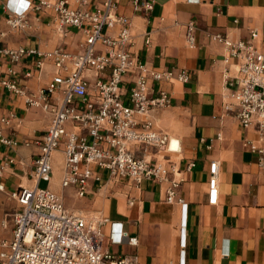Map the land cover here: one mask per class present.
Returning a JSON list of instances; mask_svg holds the SVG:
<instances>
[{"label": "crops", "instance_id": "1", "mask_svg": "<svg viewBox=\"0 0 264 264\" xmlns=\"http://www.w3.org/2000/svg\"><path fill=\"white\" fill-rule=\"evenodd\" d=\"M102 1L87 0L83 8H100ZM6 2L0 0V48L82 51L83 30H60L52 9H29L26 25L15 28L8 22ZM70 2L73 8L78 6L74 0ZM33 3L38 5L39 0ZM114 4L116 14L130 20V52L148 66L191 73L188 82L162 84L173 103L149 114L154 129L178 140V151L153 154L152 159L177 164L176 176L182 180L177 195L184 204L166 201V182L145 181L135 187L124 180H108L107 170L100 172L101 183L91 181L89 193L79 197L75 188L61 186L62 146L53 154V175L45 187L57 193L67 209L106 220L102 234L94 240L99 249L126 258L128 264H264V168L245 144L259 135L255 127L241 128L236 112L226 108V81L237 76V67L225 62V46L208 37V33H222L233 40H248L255 31L254 45L264 53V0H155L147 13L136 10L132 0H114ZM191 20L197 27L194 48L185 41L186 24ZM108 33L114 36L117 28ZM148 36L150 43L146 44ZM37 59L32 54L11 62L0 54V117L13 115L4 135L17 141L13 147L0 143V183L4 186L0 191L1 238L11 236L8 216L19 207L13 194L35 184L32 173L39 152L37 142L51 122L50 114L29 106L1 81L12 69L26 91L38 94L56 71L49 60L37 69ZM28 72L31 76H26ZM132 80L125 77V92ZM67 127L85 133L70 123ZM131 149L143 156L140 146ZM213 160L219 162L215 204L209 202L208 195ZM130 238H137V245H131Z\"/></svg>", "mask_w": 264, "mask_h": 264}, {"label": "built area", "instance_id": "2", "mask_svg": "<svg viewBox=\"0 0 264 264\" xmlns=\"http://www.w3.org/2000/svg\"><path fill=\"white\" fill-rule=\"evenodd\" d=\"M74 2L76 8L70 0H39L38 5L28 0L29 7L20 14L7 7L8 0L5 4L8 22L15 28L26 25L24 17L29 9L45 7L55 12L60 30L81 29L85 37L78 54L62 47L46 52L24 47L0 48V54L11 62L34 54L38 57L37 69L41 70L45 60H49L56 71L38 94L26 91L13 77L12 69L1 81L29 106L50 114L51 122L37 142L34 186L21 187L13 194L19 207L8 216L11 236L0 237V264H128L126 258L98 248L94 236L102 234L106 220L87 218L67 209L57 193L40 186L41 181H51L53 154L61 146L64 156L61 186L75 188L79 197L89 193L91 181L101 183L100 172L107 170L108 180H124L135 187L145 181L166 182V201L184 204L177 195L182 181L176 176L177 164L152 159L153 154L178 151L179 145L172 148L170 136L153 128L149 114L173 103L162 84L173 80L188 82L191 73L148 66L130 52L131 23L126 16L116 14L114 0H103L102 7L94 10L83 8L87 0ZM132 3L136 10L147 13L153 9L155 0H132ZM115 28L114 36L108 33ZM196 30L193 20L186 24L185 41L190 48L196 46ZM208 37L225 46V62H234L237 67V76L226 81L225 106L236 112L241 128H256L258 139L245 144L264 168V53L254 45L257 32H252L248 40H233L222 33H208ZM145 43H150L149 36ZM26 76H31V72ZM126 76L133 78L128 92H125ZM12 118V114L0 117V143L8 147L17 145L14 138L4 135V127L10 125ZM69 123L85 133L69 130ZM133 145L142 148L143 156H137L131 149ZM193 166L194 163L189 165ZM2 170L0 162V174ZM3 189L0 183V191ZM218 192L219 162L213 160L208 180L211 204L217 202ZM129 243L137 245V238H130Z\"/></svg>", "mask_w": 264, "mask_h": 264}, {"label": "clouds", "instance_id": "3", "mask_svg": "<svg viewBox=\"0 0 264 264\" xmlns=\"http://www.w3.org/2000/svg\"><path fill=\"white\" fill-rule=\"evenodd\" d=\"M7 7L15 13H22L29 7L28 0H8Z\"/></svg>", "mask_w": 264, "mask_h": 264}, {"label": "bare ground", "instance_id": "4", "mask_svg": "<svg viewBox=\"0 0 264 264\" xmlns=\"http://www.w3.org/2000/svg\"><path fill=\"white\" fill-rule=\"evenodd\" d=\"M172 139V148H178V140L176 138H171Z\"/></svg>", "mask_w": 264, "mask_h": 264}, {"label": "rangeland", "instance_id": "5", "mask_svg": "<svg viewBox=\"0 0 264 264\" xmlns=\"http://www.w3.org/2000/svg\"><path fill=\"white\" fill-rule=\"evenodd\" d=\"M162 109H166V108H162ZM157 127H158V125H157ZM83 167L81 166V169H82ZM47 185V182L46 181H41L40 182V186L41 187H45ZM81 214V213H80ZM83 215V214H82ZM85 216V215H84ZM87 218H91V217H88V216H86Z\"/></svg>", "mask_w": 264, "mask_h": 264}]
</instances>
